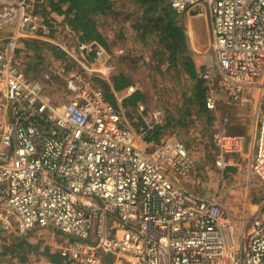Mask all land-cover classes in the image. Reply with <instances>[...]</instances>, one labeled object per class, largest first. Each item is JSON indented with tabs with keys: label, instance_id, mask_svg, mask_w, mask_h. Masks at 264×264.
Listing matches in <instances>:
<instances>
[{
	"label": "built area",
	"instance_id": "1",
	"mask_svg": "<svg viewBox=\"0 0 264 264\" xmlns=\"http://www.w3.org/2000/svg\"><path fill=\"white\" fill-rule=\"evenodd\" d=\"M168 1L178 14L202 1L209 9L211 54L198 76L205 108L221 118L212 138L217 167L246 146L244 135L226 130L228 117H218L219 92L243 105V90L261 91L248 172L264 188V0ZM55 13L45 0H0V30L11 28L0 44V235L47 228L66 237L57 244L60 262L42 247L24 264H264V220L246 231L218 196L179 187L177 174L195 164L185 145L162 138L147 151L138 144L101 87L84 77L93 65L111 75L110 51L80 41ZM60 31L74 42H52L81 72L61 62L40 78L26 74L23 39L51 40ZM51 72L64 78L68 100L47 97ZM161 116L152 112L153 120Z\"/></svg>",
	"mask_w": 264,
	"mask_h": 264
},
{
	"label": "rangeland",
	"instance_id": "2",
	"mask_svg": "<svg viewBox=\"0 0 264 264\" xmlns=\"http://www.w3.org/2000/svg\"><path fill=\"white\" fill-rule=\"evenodd\" d=\"M129 3L134 9L141 7V3L135 0H130ZM115 9L95 17L99 22V28L105 31L107 35H111L107 37L111 42L110 55L113 63L131 73L138 86L147 88L149 100L153 104L155 103L154 110H159L162 114L161 121L163 119L165 121V118L169 119L170 123L166 128L168 131L161 136V139L172 138L182 142L194 159V167L187 175L177 174L178 186L198 197L222 194L224 198L222 204L229 206V210L238 207L241 209V214L254 215L251 224L249 222V226H244L246 231L250 230L252 225H256L264 219V205L262 204L264 191L262 186L256 183L257 178L246 171L247 158L240 168L231 169L229 168L231 164L223 168L216 166V148L212 138L216 128L221 124V120L214 113L201 109L196 102L189 103V97L194 96L195 79L190 77L185 68L180 67L176 70L172 66L168 59V52L165 50V41L160 38L162 30L151 26L148 29L145 28L143 39L139 37L143 28L136 29L133 27V23L146 24L141 15L142 9H138L139 11L130 17L123 15L116 7ZM209 22V9L204 1L199 4V8L179 14L177 19L185 40L184 44L180 46L181 50H178L181 51L182 56L190 57L196 68L201 67L204 55L211 54L210 49L205 51L211 44L212 38ZM187 29L191 31L194 44L191 43L190 36L186 32ZM9 31L11 28L0 30V44L8 36ZM54 35L57 37L51 40L60 43L74 42V34L60 31ZM53 43L48 40L38 42L29 40L27 46L23 42L21 43L19 53L22 58V69L26 74L40 78L45 70L56 71L61 62L66 63V66L70 65L69 71L81 72L82 68L79 63L74 64V61H69L67 57H65L64 62L52 54L49 46L55 45ZM119 49H123V52H119ZM128 49L130 50L128 51ZM152 49H156L160 53ZM179 52L177 57L180 56ZM126 53L128 56L122 59L121 55ZM96 67L101 68L100 65ZM100 73L91 72L89 76L84 77L91 78L93 82L99 85L96 78L102 79ZM51 77L52 79L47 84V97L54 103L68 100L71 93L65 88L64 78L54 76L52 72ZM101 89L103 90L102 87ZM244 91L248 95L242 94L244 104L238 107L240 108L238 111L242 114L235 115V117L242 119L238 127L242 130L241 133L245 135L249 149L255 126L256 110L254 104L257 97L256 94L254 96L256 92L253 93V89ZM219 110L217 115L221 117L218 113ZM236 114L238 113L236 112ZM125 126L129 128L128 123H125ZM226 192H228V196L223 194ZM226 211L229 215L233 214L227 209ZM65 238L58 232L51 234L49 229L43 228L26 234L14 233L12 237H8L6 246L25 240L38 245L40 248L49 246L57 251V244ZM2 245L3 243L0 246V264H20L22 252L15 249L13 253L10 251L5 253ZM24 247L27 248V245Z\"/></svg>",
	"mask_w": 264,
	"mask_h": 264
},
{
	"label": "trees",
	"instance_id": "3",
	"mask_svg": "<svg viewBox=\"0 0 264 264\" xmlns=\"http://www.w3.org/2000/svg\"><path fill=\"white\" fill-rule=\"evenodd\" d=\"M45 1L51 7V10H53L57 14L63 15V18H65L67 25L76 33L80 41H95L96 43L105 47L108 51L111 50V42L108 40L107 35H105V33L99 28L97 19H95L97 15L103 13L105 14L107 10L112 8L111 0ZM135 1L141 3V7L133 9V11L127 12V14L132 16L139 11L138 9H142L141 15L143 16L144 21H146V24H142L140 22L133 23V27H135L136 29L143 28V32L139 34V37L143 39L145 30L151 26L155 27L156 29L162 30L160 38L165 41V50L168 52V59L172 63V66H174L176 70L180 67L185 68L190 77L195 79L194 96L189 97V103L196 102V104H198L201 109L207 110L204 104L206 91L204 80L198 76L193 60L188 56H182L181 51L179 52V50H181L180 46L185 42L184 34L177 23L179 14L175 10H173L168 0ZM52 37H54V35H52ZM29 40L35 42L40 41V39L37 38H24L23 43L27 46ZM49 49L56 58L65 61V53L61 49H59L55 45H50ZM129 50L130 49H128V51ZM152 50L155 51L156 49ZM156 52L160 53V51L157 50ZM178 52L180 53L179 57L176 56ZM127 56L128 53L121 55L122 59L126 58ZM66 67L67 69H69L70 65H67ZM96 81L103 88L105 99L116 107L114 92L121 91L128 85L132 84L134 82V78L131 73L126 71L120 65L116 64L114 72L110 75V82L100 78H96ZM146 99L147 95L144 88L137 86V88H135V91L123 97L122 101L123 105L128 104L131 106H136L140 101L146 102ZM151 120L152 122L150 127H147V124H145V122L143 123L141 118V122H135V126L137 127L139 126V124L143 125V130L145 131L143 134L144 140L146 142H153V144H156L160 141L161 136L166 131V128L169 125L170 121L168 118H165V121L164 119L163 121H156L153 119ZM13 235L14 233H11L9 235H0V241L3 243L2 249L5 253H7L8 251L13 253L15 249L20 250L22 252L20 255V264H24L29 258V253H37L40 247L25 240H22L21 242L16 244L6 246L8 237H12ZM24 245H27V248H25ZM42 254L46 258L54 262H60L61 258L58 252L51 249L49 246L43 247Z\"/></svg>",
	"mask_w": 264,
	"mask_h": 264
},
{
	"label": "crops",
	"instance_id": "4",
	"mask_svg": "<svg viewBox=\"0 0 264 264\" xmlns=\"http://www.w3.org/2000/svg\"><path fill=\"white\" fill-rule=\"evenodd\" d=\"M111 1H112V8L107 10L106 11L107 13L111 12L112 10H116L115 9V7H116L117 10H119L121 13H123V15H125L127 17H130V15H128L127 12L133 11V9H134L133 7L130 6V3H129L130 0H111ZM43 9L45 10L46 8H43ZM56 15H57L56 19L59 22L66 23L65 18L63 19V15L62 16L59 15V14H56ZM97 23H99V22L97 21ZM103 32L105 33V35H107V33L105 31H103ZM54 34L55 33H52V35H54ZM109 35H107V36L109 37ZM189 36H190V39H191V43L194 44V42L192 41V37H191V31H190V35ZM48 41L52 42V40H48ZM209 49H210V52H211L210 44H209V47L207 48V50H205V51H208ZM96 66H98V65H96ZM96 66L93 65L91 67V69H89V74H91V72H101L102 69L98 68ZM199 69H200V67L196 68L197 73H198ZM100 76H101L102 79H105L108 82H110V75L104 76V75H102L100 73ZM130 86L133 87L134 88L133 91H135V88H137L138 85H137V83L134 80V82L132 84L128 85L123 90L114 92L115 101H116V108L121 113V115H122V117L124 119V123H128L129 124V129H131L134 132L138 144L148 151V150H150L153 147V142H146L144 140V136H140V133L143 131L144 126L139 124V126L136 127L135 126V122H141L140 121V118H141L143 123L145 122V124H146V122H148V123L151 124V122H152L151 119H153L152 112H153V110L155 108V103L153 104V102L151 100H149V98H150L149 94L146 92V95H147L146 102H141L140 101V102H138V105H136V106H131V105H128V104L127 105H123V101H122L123 97H125V96H127V95H129V94H131L133 92V91L129 92L128 88ZM142 88H144L145 91L147 89L145 87H142ZM253 90H254L253 93L256 92V93H254V96L256 94V97H257L256 103L254 104L255 105V110H256V116H255V126H254V129L252 131V133H253L252 134V142H251V145H250L249 149H248V143H247L246 137H245V135L243 133H241L242 130L238 127V125L241 124L242 119L241 118L237 119L235 117V115L242 114V112L238 111V109H240V108H238V107H240V105H234V104L228 103L225 100L224 95L219 93L218 109H220V110H219L218 113H219V115L221 117H223V116H227L228 117V120L223 123L224 126L226 127V130L228 132H230V133L242 134V135H244L245 140H246V146L244 148V151L241 152L240 154H236V155L230 157L231 167H229V168H231V169H236V167H238V168L242 167L245 158H247L246 171H248L250 163L253 160L254 146H255V135H256V129H257V113H258L259 107H260L261 102H262V93H261V91L258 88L257 89H253ZM242 94L243 95H248V93H246V91H244ZM236 112L238 114H236ZM220 120H221V118H220ZM166 131H168V129ZM256 183L258 185L260 184L258 179H257ZM260 186H262V185L260 184ZM261 188H263V187H261ZM263 191H264V188H263ZM223 194H226V196H228L227 195L228 192L223 193ZM211 196H213V195H210V196H207V197H211ZM218 198H219L220 202L222 203L223 200H224L223 195L222 194L219 195ZM224 207L229 212L233 213L232 215H230L231 217L235 218L241 225H244L245 227L247 225L249 226V222L251 224V219L254 218L253 214L252 215L241 214V209L238 208V207L232 208V210L231 209L229 210V206L227 207L226 205H224ZM233 215H235V216H233ZM262 220H264V219H262ZM254 225H252L251 228Z\"/></svg>",
	"mask_w": 264,
	"mask_h": 264
}]
</instances>
